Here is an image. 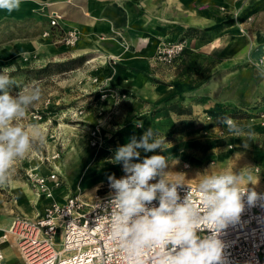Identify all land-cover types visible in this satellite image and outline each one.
Segmentation results:
<instances>
[{
	"label": "rangeland",
	"instance_id": "1",
	"mask_svg": "<svg viewBox=\"0 0 264 264\" xmlns=\"http://www.w3.org/2000/svg\"><path fill=\"white\" fill-rule=\"evenodd\" d=\"M158 1L169 26L165 36L141 43L149 50L140 57L117 31L111 36L125 48L117 56L80 54L47 41L46 9L61 13L70 0H50L40 6L44 11L0 21V49H17L0 57V69H8L20 90L36 82L42 88L41 99L15 122L32 144L0 189L1 232L17 216L33 219L48 203L28 173L56 174L59 187L49 202L76 195L90 203L109 195L108 176L124 175L113 162L116 150L148 128L164 136L165 151L140 149L141 159L164 155L170 182L197 186L204 172H234L243 176L241 187L264 192V0H149L155 7ZM136 70L144 78L123 85ZM225 118L243 134L229 132ZM6 248L10 264H24L13 246Z\"/></svg>",
	"mask_w": 264,
	"mask_h": 264
},
{
	"label": "clouds",
	"instance_id": "2",
	"mask_svg": "<svg viewBox=\"0 0 264 264\" xmlns=\"http://www.w3.org/2000/svg\"><path fill=\"white\" fill-rule=\"evenodd\" d=\"M21 4L22 0H0V10L12 13ZM14 87L18 88L8 69H0V189L8 187L14 162L32 144L28 131L15 122L42 96L38 82L30 90L26 86L13 93ZM224 123L234 135L243 134L230 118ZM165 145L164 136L148 128L139 139L133 136L116 150L113 162L122 164L124 175L107 178L110 193L101 218L108 220L109 240L119 246L127 264H146L149 252L151 264H220L223 244L218 237L242 210L241 197L247 190L241 187L243 176L204 172L196 188L198 199L190 188L181 199L177 189L184 184L166 179L167 158L153 154L141 159L140 149L165 151ZM256 197L255 191L249 193V202ZM154 200L158 206L150 207ZM204 229L211 234L198 235Z\"/></svg>",
	"mask_w": 264,
	"mask_h": 264
},
{
	"label": "built area",
	"instance_id": "3",
	"mask_svg": "<svg viewBox=\"0 0 264 264\" xmlns=\"http://www.w3.org/2000/svg\"><path fill=\"white\" fill-rule=\"evenodd\" d=\"M44 16L48 24L45 37L55 44L75 45L77 33L61 28V13L48 10ZM28 177L40 193L48 197L59 187V179L54 173L46 178L28 173ZM189 188L198 199L197 186L193 184L178 187L181 199ZM242 188L247 189L241 197L242 210L218 237L223 244L220 264H264V192ZM252 191L257 197L249 202ZM108 198L109 195L101 196L86 203L76 195L66 196L62 201L52 197L33 219L17 216L10 227L1 232L0 264H7L6 246H13L24 264H127L119 246L109 240L108 220L101 218ZM158 203L154 200L149 206H158ZM210 234L207 229L198 232L201 236ZM57 245L61 247L58 251L55 250ZM152 255V252L146 255V264H151Z\"/></svg>",
	"mask_w": 264,
	"mask_h": 264
},
{
	"label": "crops",
	"instance_id": "4",
	"mask_svg": "<svg viewBox=\"0 0 264 264\" xmlns=\"http://www.w3.org/2000/svg\"><path fill=\"white\" fill-rule=\"evenodd\" d=\"M49 1L50 0H22V4L18 11L8 13L4 10H0V21L5 18L21 19L29 17L35 9L44 11L45 9H40V6H43L42 4L44 3H49ZM70 1L71 5L61 6L63 11L60 12L63 17L60 21V26L65 32L70 30L76 31L78 36L77 42L73 46L62 44L58 47L70 51L74 49L80 54L103 52L111 56L120 55L124 52L125 48L116 43L117 41L111 36L114 31H117L122 34L124 40L130 42L132 48L139 50L140 53H138L139 56L137 57L144 56L148 54L149 47L141 43L154 42L155 38L158 39L160 36H165V30L169 26L166 24L167 17L164 10V2H162L163 5H161L162 3L158 1V6L155 7L150 4L149 0ZM54 9L56 8L54 7ZM47 11L48 9H46V12ZM43 18L45 23L43 30L47 31L48 24L45 16H43ZM47 41L52 43V39H47ZM16 52V47L7 46L0 49V57L8 59L13 57ZM139 62L140 61L137 60V63ZM136 71L135 74L130 75V80H124L123 85H128L129 82L131 84L132 79L144 78L141 72L138 70ZM6 247L5 250L7 249ZM5 255L7 264H10V257L6 252ZM16 255H18L17 252Z\"/></svg>",
	"mask_w": 264,
	"mask_h": 264
},
{
	"label": "bare ground",
	"instance_id": "5",
	"mask_svg": "<svg viewBox=\"0 0 264 264\" xmlns=\"http://www.w3.org/2000/svg\"><path fill=\"white\" fill-rule=\"evenodd\" d=\"M46 198L48 199V203H50V202H49V197H48L47 195H46Z\"/></svg>",
	"mask_w": 264,
	"mask_h": 264
}]
</instances>
